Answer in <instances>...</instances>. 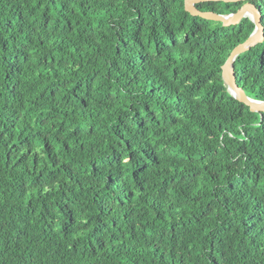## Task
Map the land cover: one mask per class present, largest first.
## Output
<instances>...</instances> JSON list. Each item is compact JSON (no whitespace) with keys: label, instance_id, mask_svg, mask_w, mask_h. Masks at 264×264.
I'll return each mask as SVG.
<instances>
[{"label":"trees","instance_id":"trees-1","mask_svg":"<svg viewBox=\"0 0 264 264\" xmlns=\"http://www.w3.org/2000/svg\"><path fill=\"white\" fill-rule=\"evenodd\" d=\"M185 1L0 0V264H264V117L222 77L256 26ZM235 75L264 102V42Z\"/></svg>","mask_w":264,"mask_h":264},{"label":"water","instance_id":"water-1","mask_svg":"<svg viewBox=\"0 0 264 264\" xmlns=\"http://www.w3.org/2000/svg\"><path fill=\"white\" fill-rule=\"evenodd\" d=\"M259 0H186L185 10L194 17H200L207 21L222 23L224 27L237 26L246 17H251L256 29L253 34L242 44L238 45L222 66V77L225 86L232 96L239 102L248 106L253 113L261 114L264 117V102L255 101L249 98L241 87L237 84L235 75V63L239 56L249 52L252 48L264 42V26L262 24V14L254 2ZM208 2L239 3L245 2L243 7L235 14L221 15L213 11H202L197 6Z\"/></svg>","mask_w":264,"mask_h":264}]
</instances>
